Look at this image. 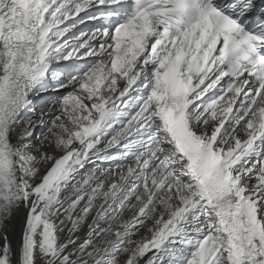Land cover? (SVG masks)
I'll return each mask as SVG.
<instances>
[{
    "label": "snow or ice",
    "instance_id": "6c2138e0",
    "mask_svg": "<svg viewBox=\"0 0 264 264\" xmlns=\"http://www.w3.org/2000/svg\"><path fill=\"white\" fill-rule=\"evenodd\" d=\"M0 264H264V0H0Z\"/></svg>",
    "mask_w": 264,
    "mask_h": 264
},
{
    "label": "bare ground",
    "instance_id": "6f19581e",
    "mask_svg": "<svg viewBox=\"0 0 264 264\" xmlns=\"http://www.w3.org/2000/svg\"><path fill=\"white\" fill-rule=\"evenodd\" d=\"M94 23L95 22L89 21V22H86L85 24L80 25L79 28L84 30V31H89L92 28H94ZM129 215H131V214L129 213ZM87 231H88L87 226H85L84 229L80 233L82 240L86 238ZM21 232H22V224H18L16 226L15 230L13 232H11L10 236H9V239L12 243L13 248L17 249V250L19 248L20 241H21Z\"/></svg>",
    "mask_w": 264,
    "mask_h": 264
},
{
    "label": "rangeland",
    "instance_id": "374dc122",
    "mask_svg": "<svg viewBox=\"0 0 264 264\" xmlns=\"http://www.w3.org/2000/svg\"><path fill=\"white\" fill-rule=\"evenodd\" d=\"M129 217H130V215L129 214H126L125 219H128Z\"/></svg>",
    "mask_w": 264,
    "mask_h": 264
}]
</instances>
